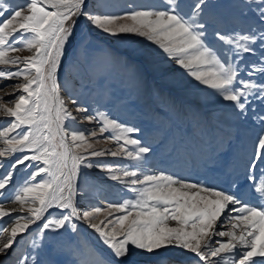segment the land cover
Here are the masks:
<instances>
[{
    "label": "snow or ice",
    "instance_id": "snow-or-ice-1",
    "mask_svg": "<svg viewBox=\"0 0 264 264\" xmlns=\"http://www.w3.org/2000/svg\"><path fill=\"white\" fill-rule=\"evenodd\" d=\"M243 3L259 21L244 34L221 30V18L206 13L208 0H192L187 10L180 0H165L163 10L140 8L122 15L93 14L85 10V0L0 2V82L19 81L13 92L4 93L15 95L14 100L6 103L0 96V117L12 118L7 127L0 128V255H7L18 238L39 222L35 236L28 241L31 251L21 254L16 264H55L47 248L52 256L70 252L80 257L77 264H127L137 251L153 254L169 247L194 254L198 260L193 264H264V170L262 178L255 176L256 168L264 163V115L253 117L262 129L245 162L250 185L245 193L236 183L222 187L207 179L192 182L163 170L145 169L152 145L134 138L140 129L99 108L92 109V115L86 106L75 109L83 121L99 124L98 131L87 135L69 131L66 121L77 119L69 104L76 105L77 100L66 103L58 82L65 46L76 19L83 16L112 37H146L195 81L231 102L238 116L246 115L254 101L264 103V82L253 78L264 76V55L259 63H252L247 79L241 75L248 68L244 54L255 55L257 44L264 53V0ZM231 19L236 23L239 17ZM210 26L216 27L213 35L222 42L220 53L208 42ZM23 51L30 55H18ZM106 132L111 133L106 140L116 145L115 150L95 148L93 141ZM17 153L26 154L15 158ZM108 155L132 164L89 162ZM33 162L36 170L30 178L9 193L16 169L32 167ZM81 166L100 169L134 198L80 210L76 182ZM41 175L44 178L36 182ZM253 187L255 205L250 203ZM50 210L58 211L53 215ZM13 213L21 215L9 225L5 218ZM74 219L99 235L113 260L99 254L92 258L82 242L61 235L69 230L77 233ZM222 221L227 222L226 230L217 231ZM49 232L51 236H47ZM214 237L226 239L216 240L213 246Z\"/></svg>",
    "mask_w": 264,
    "mask_h": 264
},
{
    "label": "rangeland",
    "instance_id": "rangeland-1",
    "mask_svg": "<svg viewBox=\"0 0 264 264\" xmlns=\"http://www.w3.org/2000/svg\"><path fill=\"white\" fill-rule=\"evenodd\" d=\"M0 2L23 5L26 0ZM180 2L187 10L192 0ZM208 4L206 13L213 12L221 18V30L244 34V31L259 23L254 12L247 8L243 0H208ZM140 8L163 10L165 0H85V10L93 14L122 15L126 11ZM232 17H239L238 22L233 23ZM76 26L74 42L66 50L62 58V68L58 72V82L65 102L77 100L76 105L69 104L73 114L77 116L75 121H66L69 131H84L86 135L91 131H98L99 124L83 121L82 114L75 109L77 106H86L89 108L88 115H92V109L99 108L109 112L112 118L140 129L133 134L134 138L152 145L145 169L163 170L192 182L207 179L222 187L236 183L240 191L249 192L245 162L249 159L256 136L262 129V125L253 117L264 115V103L254 101L246 115L238 116V110L231 106V102L223 101L214 89L195 81L174 59L146 37L136 34L112 37L95 28L83 16L76 19ZM215 31V26L209 27L208 42L220 53L223 46L222 42L215 39ZM16 46L22 47L20 44ZM255 47V55L244 54V63H247L248 68L241 75L245 79L248 78L247 71L252 63H259V57L264 55L258 44ZM18 55L26 56L30 53L23 51ZM253 78L264 82L261 74H256ZM18 82H0V96H3L6 103L14 100L15 95L5 96L4 93L13 92ZM11 120L12 118L0 117V128L7 127ZM109 135L111 133L106 132L96 137L93 143L97 150L105 147L115 150L116 145L106 140ZM23 154L26 153H17L15 158H20ZM89 162L129 166L132 164L122 157L110 155L93 157ZM34 164L35 162L32 167L20 166L16 169L9 193H13L16 187L22 186L30 178L31 172L36 170ZM262 170L264 163L255 170L257 180L262 178ZM43 178V175L38 176L36 182ZM76 183V204L80 210L103 208L107 203L134 198L130 191L110 180L106 173L96 167L81 166ZM250 195V203L255 205L257 197L254 187ZM5 198L10 197L6 194ZM56 211L58 210H50L53 215ZM18 215L21 213H13L5 218V222L10 225ZM101 219L102 216L97 217L95 222ZM73 223L78 225L77 233L73 235L69 230L61 233L62 236L82 242L92 258L99 254L107 260L114 259L111 250L93 229L83 221L74 219ZM39 226V222L33 225L27 234L18 238V242L7 255H0V264H16L21 254L30 252L28 241L33 239ZM226 227L227 222L222 221L217 231L226 230ZM51 235L50 232L47 234ZM218 239L226 238L214 237L213 246ZM46 250L55 264H77L80 259L70 252L52 256L50 248ZM193 260H198V257L169 247L153 254L137 251L128 258L127 264H193Z\"/></svg>",
    "mask_w": 264,
    "mask_h": 264
},
{
    "label": "bare ground",
    "instance_id": "bare-ground-1",
    "mask_svg": "<svg viewBox=\"0 0 264 264\" xmlns=\"http://www.w3.org/2000/svg\"><path fill=\"white\" fill-rule=\"evenodd\" d=\"M76 28H77V26L74 28L73 35H74V33L76 32ZM73 35H72V36H73ZM68 47H69V43H67L66 46H65V52H64V55L61 57V60H62V58L65 56V54H66V50L68 49ZM58 71H59V70H58Z\"/></svg>",
    "mask_w": 264,
    "mask_h": 264
},
{
    "label": "water",
    "instance_id": "water-1",
    "mask_svg": "<svg viewBox=\"0 0 264 264\" xmlns=\"http://www.w3.org/2000/svg\"><path fill=\"white\" fill-rule=\"evenodd\" d=\"M74 38H75V35H74L73 40H72V42H71V44L69 45L68 48H70L71 45L73 44V42H74ZM63 60H64V59L61 60V65H60L59 71H60V69L62 68V62H63ZM59 71H58V72H59Z\"/></svg>",
    "mask_w": 264,
    "mask_h": 264
}]
</instances>
